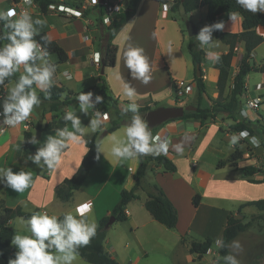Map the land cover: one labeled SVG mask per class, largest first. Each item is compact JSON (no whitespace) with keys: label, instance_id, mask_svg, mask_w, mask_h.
Masks as SVG:
<instances>
[{"label":"crops","instance_id":"0c3cea01","mask_svg":"<svg viewBox=\"0 0 264 264\" xmlns=\"http://www.w3.org/2000/svg\"><path fill=\"white\" fill-rule=\"evenodd\" d=\"M70 1L68 4L70 3L73 6ZM171 1L139 0L134 14L115 34L113 43L117 46L116 61L114 65L105 68L109 90L114 97L130 103L135 102L138 106L146 104L156 105L157 103L168 106L175 105L174 82L182 79H194L195 65L188 45L185 46L186 36L180 21L183 17L179 20L175 16L171 10ZM128 3L129 0H122L123 9ZM164 4H168L166 13H164ZM21 6L26 7L31 15L43 13L34 0H32L30 5L25 4L24 0H0V10L6 11L11 7L19 8ZM86 10L90 12L87 13L85 12ZM70 12L73 14L72 16L66 15L62 11L55 12L63 16L66 21H59L40 29V32L45 31L47 34L59 35L56 41L68 53V60L60 63L56 54L48 55L46 59L56 66V73L53 77L56 78L54 84L63 85L68 91L73 93L92 92L96 96L101 84L100 74L104 56V44L101 43L100 28L97 25L98 8L82 6L79 7V13H76L72 7ZM91 12L95 14L94 19L88 18ZM182 12L183 10L178 11L180 14ZM233 13L236 14V18L231 20L230 15ZM206 15L207 6L201 5L189 14V18L196 26L199 23L204 27L209 25L206 21ZM15 18L13 17V19ZM103 18L104 16H102V20ZM218 22H222L224 27L222 30H214L212 33V39L216 40L217 44L211 49L207 48V46L201 47L205 54V60L201 67L207 75L205 78V99L219 96L217 81L220 69L216 67V61L208 55V52H215L217 56H220L222 53H227L230 49L229 44L214 36L215 31L239 33L243 30V16L238 12L220 14L213 24ZM260 27H264V25H260ZM5 29L9 31V29ZM53 29H55V32L52 31ZM86 39H89V42H86ZM169 42H171L172 47L171 54L168 53ZM128 44L144 49V55L147 57L151 69V80L149 83L144 84L141 80L134 79L131 75V70L126 67L123 52ZM261 46H264V41L253 49L249 60L252 65L258 67L264 63V54L259 53ZM236 47L238 50H234L233 58L236 57L240 63L245 55L244 42H238ZM22 71L23 68L21 67V70L17 73L21 74ZM64 72H67L71 79L66 78L63 75ZM262 73L263 78L253 85L252 90L248 84L249 73L247 74L245 92L243 93L247 99L258 95L264 97V93L261 92L264 89V72ZM117 74H119L120 79L116 78ZM233 77L232 71L227 81L224 97L230 94ZM10 81L5 82L4 86H0V112H2L3 97L6 96V89L13 86L15 82V80ZM124 83L130 84L136 90V95L131 101L123 94ZM257 85H260V87L258 88ZM208 86L211 87V92L208 90ZM37 93L41 92L37 89ZM72 109H75L77 115L80 116L81 127L86 130V141L94 134L100 132L99 128L95 132L87 128L90 124V119L95 118L97 111L103 113L100 103L96 104L95 108H90L88 114L85 115L79 111L78 101L61 107L59 111H50L48 102L41 99V104L34 109L29 119L23 122L27 127L23 125H19L16 128L6 126L4 131L0 133V168L10 166L14 172H18L23 168L25 171H30L33 177V183L30 188L22 193H17L6 187L5 184L0 183V201L8 207L21 206L27 212L33 213L34 211L46 210L49 215L62 216V213L67 211H72L75 214L77 204L91 200L93 209L89 214V219H94L98 224L102 217L111 214L119 199L120 192L123 189H130L134 185V177L140 166L139 157L135 159H117L111 155V136L116 135L124 138V129L127 125H122L115 131L102 135L100 150L104 154L100 153L99 159L88 173L83 185L74 192V195L68 201H62L57 196L56 189L65 178L71 177L76 173L87 152V146L69 143L68 149L63 154L60 166L53 171H49L44 167L40 168L32 161L27 160L28 156L23 150V138L26 130L36 132L38 124L41 123L42 129H39L41 130L39 139L44 142L49 135H54L55 131L60 128L56 125L51 129H45L44 126L54 118L58 120L63 113ZM245 110L251 120L264 122V115H261L262 117L259 116L258 110L255 112L253 109L247 110L245 108ZM233 123V119L225 115H218L216 118H207L205 120L176 118L168 120L159 126L154 136H158L161 142H168V151L173 155L170 159L176 165V170L166 171L163 163H159L156 160L149 162L145 174V180H147L146 189L137 190V197L132 199L126 206L128 214L126 222H128L131 232L136 233L139 230L140 234L144 233L154 240H157V237H170L171 234L160 229L157 224L161 223L156 221L145 207L149 184H157L165 191L178 211L177 225L174 229H169L180 235V240L176 238L175 245L183 244L182 238L187 233L192 234V230L203 231L202 233L205 237L210 236L213 242L217 238L222 237L227 216L230 213H236L241 204L256 200L257 196H251L249 191L258 189V186L263 183H252L250 179L264 178V175L260 174H264V167H260L255 159L259 154L258 148L253 147L248 139L241 140L234 147L229 144L231 135L240 132L231 129L230 126ZM101 126L104 128L106 123L103 122ZM65 127L71 131V122H68ZM250 136L259 138L258 134ZM261 138L264 140L263 134L259 140ZM261 144L263 145L262 149H264V143ZM176 145H180L183 151L178 152ZM236 148L243 153L242 159L239 160L237 166L227 164L222 168H217L218 161L228 158ZM161 155L166 156L165 154ZM194 161L196 162L195 166ZM244 166H255L260 168V171L252 176H246L242 171ZM116 176L121 180L119 184L122 186L120 188L116 186L114 189L109 190L108 185ZM197 193L201 194V201L195 207L192 201ZM205 196H212L215 199L210 202L207 201ZM229 201H236L238 206L234 209L229 208L231 207L227 206ZM205 207H209L208 211H210V215L206 217V222L203 214ZM247 207L242 208L241 216H247ZM257 211L264 212V210L259 209ZM257 211L251 214L257 213ZM200 213L203 215L205 230L203 229L204 223L201 224L198 221ZM18 218L20 217H15L10 221L14 230ZM139 238L138 243L143 248L144 253L147 254V250ZM106 239L104 243L105 250L114 255L113 252L117 253L116 247L109 241V237ZM157 243L160 244L159 241ZM16 251L17 249L12 243L4 250L8 256V261L15 258ZM0 256H2L1 252ZM193 257L194 255L191 254L190 258L193 259ZM77 260L73 264L77 263ZM133 262L134 260H132L131 264H135ZM0 264H5L4 259L2 260L1 257Z\"/></svg>","mask_w":264,"mask_h":264},{"label":"clouds","instance_id":"9594fccd","mask_svg":"<svg viewBox=\"0 0 264 264\" xmlns=\"http://www.w3.org/2000/svg\"><path fill=\"white\" fill-rule=\"evenodd\" d=\"M24 2L30 5L32 0H24ZM93 2L95 3L96 0ZM236 2L246 11L264 12V0H236ZM163 8L167 12L168 4H164ZM13 17L16 18L13 19ZM235 18V13L230 15L231 20ZM104 22L109 21L105 18ZM0 24L9 29L8 32L0 34V41H7L0 46V86H4L5 81H10V78L19 72L21 67L23 68L13 86L6 89L2 112H0V117H3L0 128L5 126L16 128L28 120L34 109L41 104L37 89L47 94L53 86L56 66L46 59L47 48L42 47L35 39L39 35L40 28L46 24L45 20L33 19L28 11H23L17 16L16 10L10 8L6 11L0 10ZM223 27L222 22L205 25L195 39L202 48L207 46L211 49L215 45V40L212 39L213 31L222 30ZM41 39L45 41V44L51 43L47 35ZM168 53H172L171 42H169ZM208 55L215 56V53L209 51ZM123 58L134 79L141 80L144 84L149 83L151 69L143 48L128 44L123 52ZM215 58L219 57L215 56ZM63 75L71 79L67 72ZM116 78L120 79L119 74ZM257 87L259 88L260 85ZM123 94L131 101L136 95V90L130 84L124 83ZM92 97V92L78 94L77 101L81 113L87 115L90 108H95L96 104L103 101V97L99 95L95 96V100ZM129 112L132 115L124 129V138L111 136V155L117 159H135L149 154L166 155L169 148L168 142H161L158 136L152 134L146 120L139 113L138 104L135 102L127 104L121 114L127 115ZM107 119V113L102 114L97 111L95 118L90 119L87 128L95 132ZM63 120L71 122L72 130L70 131L67 127L57 129L54 135L47 137L34 155L27 157V160L40 168L44 167L53 171L60 166L69 143L87 144L86 130L81 127L82 122L76 110L66 111ZM243 139H248L253 147L261 146L259 138L250 136L246 129L238 134H232L229 144L234 147ZM28 142L33 145L40 143L36 136ZM175 147L178 152L183 151L180 145ZM97 152V159H99V153H103L99 146H97ZM0 183L17 193H22L30 188L33 177L30 171H25L23 168L14 172L10 166L2 167L0 168ZM92 209L93 202L87 200L76 205L75 214L67 211L62 213V218L55 214L49 215L47 212L34 211L24 221L30 235L17 233L11 239L17 251L15 258L9 259L8 264H73L79 255V248L87 246L96 235L98 225L94 219H89ZM215 244L217 247H225L223 238H217ZM227 247H230L232 252L223 257L224 264H240V260L237 259V256L243 252L240 241L233 240Z\"/></svg>","mask_w":264,"mask_h":264},{"label":"trees","instance_id":"16d2710c","mask_svg":"<svg viewBox=\"0 0 264 264\" xmlns=\"http://www.w3.org/2000/svg\"><path fill=\"white\" fill-rule=\"evenodd\" d=\"M41 12L48 13V6L54 3L55 0H34ZM139 0H129L127 6L119 12L113 19L111 25L106 26L103 23L102 16L104 14V7L100 4L97 6V25L101 30V40L104 44V56L106 67L115 64L117 55V46L113 43L115 34L119 29L127 22V20L134 14L135 7ZM160 2H167V0H158ZM172 12H178L183 10L184 19L189 21V14L197 9L201 5L207 6L206 21L209 25L216 22L220 14H230L232 12H238L243 16V30L239 33H230L223 31H215L214 36L221 39L223 42L230 45V49L227 53H222L219 58L216 59V67L220 69L217 89L219 96L217 98H209L210 104L203 105L206 97V82L203 77L204 72L200 76L196 74V65L203 63L205 60L204 50L199 45V42L195 39V36L190 37L188 43V49L195 65V77L196 91L194 94V100L191 104L197 107L196 110L185 111L184 115L180 119L196 118L205 120L207 118H216L218 115H225L233 119L234 123L230 126L235 131L247 130L250 135L263 134L264 125L259 120L254 121L250 118L241 114L242 109V98L241 96L245 92V81L246 76L252 70L264 72V63L261 66H255L250 63V57L253 49L264 41V37L257 32V27L264 25V12L252 13L243 9L237 4L236 0H172L171 1ZM85 12H90L86 10ZM263 28V27H261ZM6 30L2 24H0V34L6 33ZM47 35L51 43L45 44V41L41 37ZM35 39L46 47L48 55L56 54L58 56V62L64 63L68 60V53L66 50L56 41L52 40L45 31L39 32V35ZM238 42H244L245 55L238 65V70L233 77V85L230 90V94L224 97V91L227 86V81L232 74L233 67L231 65L234 56V48ZM7 41H0L2 46ZM19 73H15L10 80L18 79ZM101 84L96 93L103 97L102 112H106L110 116V121L106 123L103 128L111 133L121 127L127 125L131 118V113L122 115L123 108L129 104V101L120 100L114 97L110 90L106 80L105 72L100 74ZM8 82V81H5ZM35 87V85L33 86ZM79 93H73L68 91L63 85L53 84L49 92L38 93L40 100L48 102V108L50 111H59L61 107L70 105L77 102V96ZM158 105H139V113L144 118L147 111ZM64 113L59 117L58 120H51L47 123L44 128L51 129L58 125L60 128H64L68 122L63 120ZM173 120V119H170ZM160 126V125H159ZM159 126L149 127L152 134L155 135ZM37 129H42L41 123L38 124ZM101 132L94 134L87 140V152L83 157V160L76 171V173L68 178H65L62 183L57 187V196L62 201H68L74 195V192L78 190L84 183L88 173L96 163L97 159V146L100 148V141L102 138ZM36 136V132L32 130H26L23 138V150L24 153L29 156L35 154L37 149L43 145V142L39 138L40 142L36 145L29 143L28 141ZM100 156V153H99ZM243 153L238 148L230 154L226 159H221L217 163V168H222L227 164L231 166H237V162L242 159ZM140 166L135 174V183L130 189H123L121 191L120 199L115 204L112 212L108 216L102 217L98 222L97 232L87 246L79 248V256L85 261L91 264H120L118 259L105 250V240L109 227H106L110 216H114L116 221H126L128 214L126 212V206L128 203L137 197V190L146 189L145 187V174L146 169L152 160H156L159 163H163L166 171H175L176 165L164 155L153 156L145 155L140 156ZM242 171L246 176H252L256 172L260 171V168L255 166H244ZM252 183H264L263 179H250ZM150 189L147 191V199L145 201V207L151 216L166 226L167 228L173 229L176 227L178 222V211L170 198L166 195L165 191L157 184H149ZM201 201V194L197 193L193 197V205L197 207ZM254 205L259 210H264V198L251 200L243 203L239 206L236 213H230L227 216L226 225L223 229L222 237L225 247H219V255L221 258L230 253L231 242L242 232L246 231L249 227V222L244 221V215H237L242 211L245 206ZM32 212H27L22 209L21 206L8 207L0 201V252L4 258L5 264H8V256L4 250L10 246L11 239L15 235V230L10 224V221L15 217H22L28 219ZM62 218V216H61ZM183 240V238H182ZM213 244V239L210 236H206L203 240H192L189 246V252L194 255L193 261H196V257H202L207 254Z\"/></svg>","mask_w":264,"mask_h":264},{"label":"rangeland","instance_id":"374dc122","mask_svg":"<svg viewBox=\"0 0 264 264\" xmlns=\"http://www.w3.org/2000/svg\"><path fill=\"white\" fill-rule=\"evenodd\" d=\"M174 14L179 20L183 17V19H181L180 21L182 23L183 31L186 36L185 46H187L189 43V39H190V36L187 32V25H186L187 20L184 19V16L182 15L183 12L182 14L178 12H174ZM32 18L33 19L39 18V19H43L46 21V24L42 26L41 28H44L50 24H53L59 21H66V19L63 16L56 14L55 12H49L47 14L37 13V14L32 15ZM88 18L94 19L95 14L93 12L89 13ZM197 26L199 27V31H200V29L202 28V25L198 23ZM101 35L102 34L100 30V38H101ZM101 43H103L102 40H101ZM215 44H217L216 40H215ZM259 53L264 54V46H261V48L259 49ZM261 78H263V73L260 71H251L249 73L248 84L251 90H252L253 85L257 81L261 80ZM208 90L211 92V87L208 86ZM195 91H194V94H195ZM261 92L264 93V89H262ZM194 94L192 93L180 99L176 98L175 105L191 104V102H193L194 100ZM241 98H242V106L246 108L247 110H249L250 108L247 106V103H246L247 101L246 96L243 95ZM209 103H211L209 98H206L203 105L207 106L209 105ZM158 106H168V105L158 104ZM253 111L255 112L256 110L253 109ZM258 114L259 116L264 115V104L258 109ZM261 124L264 125V122H262ZM99 129L101 132L100 134L102 135L104 129L102 127H100ZM261 136L262 134L259 135V138ZM263 136H264V133H263ZM260 142L264 143L263 138L260 139ZM255 159L260 167H264V154H262L259 151V154L256 156ZM260 174L264 175L263 173H260ZM120 181L121 180H119L117 176L114 177V179L108 185L109 190L114 189L116 186L120 188V186H122L121 184H119ZM146 181L147 180H145V184H146ZM148 189H150V187ZM249 193L251 196H257L256 199L264 198V183L259 185L258 189H253L249 191ZM120 195H121V192H120ZM120 195H119V199H120ZM205 198L207 199V201H210V202H212L215 199V197H212V196H205ZM236 203H237L236 201H229L227 203V206H231L229 208L234 209L238 206L236 205ZM208 208L205 207L203 211V214L205 216V222H206V217L210 215V211H208ZM143 210L146 211L145 208H143ZM257 210L258 208L254 205L247 207L246 209L247 216H244V221L249 222V227L247 228L246 231L240 233L237 236V238L234 239V240H239L243 246V252H241L237 256V259L240 260V264H264V212H260ZM256 211L257 213L251 214ZM237 215L241 216L242 212L238 213ZM24 221H26V219H22L21 217L16 220V223H15L16 234L19 233V234H29L30 235ZM198 221L201 224L204 223L202 213L199 214ZM157 225L163 231L169 232L171 234L170 237H166V238L157 237V240H154L153 238H149L148 236H146L144 233L140 234L139 230L136 233L131 232L129 229V224L126 221H115L108 229L109 234L107 232L109 241L115 245L116 250H117L116 251L117 253L113 252L114 254L113 256H115L118 259L120 264H131L132 260H134L133 263L135 264H224V260L223 258H221L218 252L219 247L216 246L215 241L212 244L211 250L207 254L203 255L202 257H196V261H193L190 258L191 253H189V249H188L190 246V243L192 240H203L205 238V235L202 233L203 231L199 232L198 230H194V231L192 230V234L187 233L184 236L182 240L183 244L175 245V240L176 238L179 239L180 235L177 234L173 230H169L170 228H167L166 226H163L162 224H157ZM204 226H205V223L203 225V229L205 228ZM138 238L144 245V248L147 250V254L144 253L143 248L138 243ZM158 241L160 242V244L157 243ZM231 252H232V249L230 248V253ZM0 257L2 258V260L4 259L3 256H0ZM77 259H78L77 260L78 262L75 264H91L85 261L79 255Z\"/></svg>","mask_w":264,"mask_h":264},{"label":"built area","instance_id":"2783aa9c","mask_svg":"<svg viewBox=\"0 0 264 264\" xmlns=\"http://www.w3.org/2000/svg\"><path fill=\"white\" fill-rule=\"evenodd\" d=\"M68 2H69V0H55L54 3H51L48 6V11H52V12H61L62 11V12H65L66 15L72 16L73 14L70 12V8H72V7L74 9V12L79 13V7L91 6V7L97 8V6L101 4L104 7L103 23H104V25L109 26V25H111L114 17L119 12H121L123 10L122 0H116V1L104 0L103 3H100L99 0H96L95 3L93 2V0H71L70 2L73 3V6H71L70 3L68 4ZM66 4L68 5L67 7H66ZM11 8H14L16 10L17 14H20L23 11H28V9L26 7H23V6H21L19 8H16V7H11ZM164 13H166V12L164 11ZM105 18L108 19V21H109L108 23L104 22ZM54 30L55 29H53L52 31L55 32ZM256 30L260 35H262L264 37V31L261 30L260 26H258ZM48 36L52 40H56L59 37V35H56V34L51 35V33H48ZM85 41L89 42V39H86ZM234 50H238V48L235 47ZM213 53H215V52H213ZM215 56H217V53H215ZM215 56H211V58L216 61ZM231 65L233 67V74L235 75L237 70H238V65H239V62L237 61L236 57H234L232 59ZM78 76L80 77L79 72H78ZM206 76L207 75L204 73V75H203L204 79L206 78ZM76 78H78V77L76 76ZM53 79H54V82H56V78H53ZM195 90H196V82L194 79L188 80V81L182 79V80H177L174 82V95L178 99H180L182 97H186L187 95H190L192 93L194 94ZM246 103L250 109L258 110L264 104V97L258 95V96L247 99ZM103 113H106V112H103ZM242 113H245V115H243V116L248 117V114H247L244 107H242V109H241V114ZM107 116H108V119L104 121L106 123H108L110 121V116L108 113H107ZM21 125H23L24 127H27V125H24L23 123ZM5 127L0 128V133L4 131ZM262 146L263 145H261L258 149L262 154H264V149H262ZM172 156H173L172 153L170 151H168L166 154V157H168L170 159V158H172ZM195 165H196V162L194 161V166ZM40 212H46V210H43Z\"/></svg>","mask_w":264,"mask_h":264},{"label":"water","instance_id":"95a60500","mask_svg":"<svg viewBox=\"0 0 264 264\" xmlns=\"http://www.w3.org/2000/svg\"><path fill=\"white\" fill-rule=\"evenodd\" d=\"M100 3H103L104 0H99ZM81 10H83L81 8ZM187 32L190 37L196 36L199 32L198 27L192 22L187 21ZM106 64L105 59H102L101 73L105 72ZM202 73L201 64L196 65V74L200 76ZM93 100H95V95L93 93ZM197 107L193 104L188 105H170V106H157L155 108L150 109L144 115V119L146 120L149 127H155L163 124L164 122L170 119L180 118L184 115L185 111L196 110ZM3 118H0V123H2ZM41 130L36 131V137H40ZM108 132L104 130L102 135H106ZM115 217L110 216L108 222L106 223V227H110L115 222Z\"/></svg>","mask_w":264,"mask_h":264},{"label":"bare ground","instance_id":"6f19581e","mask_svg":"<svg viewBox=\"0 0 264 264\" xmlns=\"http://www.w3.org/2000/svg\"><path fill=\"white\" fill-rule=\"evenodd\" d=\"M261 30H262V31H264V27H263V28H261Z\"/></svg>","mask_w":264,"mask_h":264}]
</instances>
